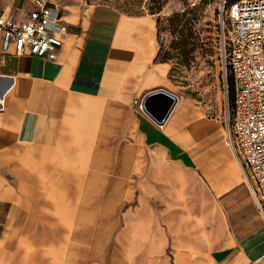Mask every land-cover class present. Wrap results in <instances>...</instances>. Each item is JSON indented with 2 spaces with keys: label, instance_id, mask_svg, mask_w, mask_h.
<instances>
[{
  "label": "crops",
  "instance_id": "obj_1",
  "mask_svg": "<svg viewBox=\"0 0 264 264\" xmlns=\"http://www.w3.org/2000/svg\"><path fill=\"white\" fill-rule=\"evenodd\" d=\"M59 8L52 57L0 47V264H264V217L219 125L172 91L157 15Z\"/></svg>",
  "mask_w": 264,
  "mask_h": 264
},
{
  "label": "built area",
  "instance_id": "obj_2",
  "mask_svg": "<svg viewBox=\"0 0 264 264\" xmlns=\"http://www.w3.org/2000/svg\"><path fill=\"white\" fill-rule=\"evenodd\" d=\"M27 1L32 8L21 17L15 8L0 2V47L5 52L13 49L16 55L52 57L63 46L67 32L59 8L64 0ZM225 9L226 0H222L225 59L234 83L228 143L264 217V0L232 4L227 28Z\"/></svg>",
  "mask_w": 264,
  "mask_h": 264
},
{
  "label": "rangeland",
  "instance_id": "obj_3",
  "mask_svg": "<svg viewBox=\"0 0 264 264\" xmlns=\"http://www.w3.org/2000/svg\"><path fill=\"white\" fill-rule=\"evenodd\" d=\"M101 1L126 14L157 15L160 60L170 65L172 91L182 101L195 102L206 118L219 125L227 142L233 106L231 74L222 38V0ZM24 4V0L15 1L17 7ZM161 5L163 9L158 12ZM228 9L226 7L224 13L226 28ZM78 255L81 260L78 252L75 262H78ZM60 263H66V259L60 257Z\"/></svg>",
  "mask_w": 264,
  "mask_h": 264
},
{
  "label": "water",
  "instance_id": "obj_4",
  "mask_svg": "<svg viewBox=\"0 0 264 264\" xmlns=\"http://www.w3.org/2000/svg\"><path fill=\"white\" fill-rule=\"evenodd\" d=\"M178 98L165 90H157L146 95L143 100V109L158 124H164L173 111Z\"/></svg>",
  "mask_w": 264,
  "mask_h": 264
},
{
  "label": "trees",
  "instance_id": "obj_5",
  "mask_svg": "<svg viewBox=\"0 0 264 264\" xmlns=\"http://www.w3.org/2000/svg\"><path fill=\"white\" fill-rule=\"evenodd\" d=\"M239 0H226V7H230L232 4H234L235 2H238ZM164 5V4H163ZM163 5H161L158 8V12H160L163 9ZM231 97H232V106L234 105V83H233V77L231 75Z\"/></svg>",
  "mask_w": 264,
  "mask_h": 264
}]
</instances>
